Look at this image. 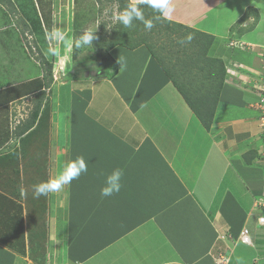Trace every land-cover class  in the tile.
Instances as JSON below:
<instances>
[{"label": "crops", "instance_id": "1", "mask_svg": "<svg viewBox=\"0 0 264 264\" xmlns=\"http://www.w3.org/2000/svg\"><path fill=\"white\" fill-rule=\"evenodd\" d=\"M171 3L178 21L212 35L206 57L226 70L208 130L139 46L106 52L112 76L95 78L82 99L71 92L67 110L52 99L21 134L32 117L11 124L10 114L35 99L42 75L0 62V264H264V229L255 221L260 129L248 107L257 94L238 83L248 71L253 89L264 73V0ZM101 86L111 88L119 114L89 108ZM40 130L43 137H33ZM249 150L256 155L246 159ZM78 156L86 174L33 199V185ZM115 168L124 170L121 191L102 199L104 176ZM244 229L251 246L238 240Z\"/></svg>", "mask_w": 264, "mask_h": 264}, {"label": "rangeland", "instance_id": "2", "mask_svg": "<svg viewBox=\"0 0 264 264\" xmlns=\"http://www.w3.org/2000/svg\"><path fill=\"white\" fill-rule=\"evenodd\" d=\"M9 1L13 8L9 4L6 5L0 1V38H2L0 40V62L5 63L9 69H25L29 71L26 76L32 75L34 71H37L34 72L37 77L44 75L42 82L40 81L44 89L41 99L38 97L36 99L37 101L32 99L26 106H14V110L9 117L11 124H15L16 121L17 123L20 122L19 117H22L24 114L30 119L39 102L42 103L41 107L46 105V107L49 106V109L50 101L54 98L57 100L58 98L61 99V108L67 110L69 104L68 101L65 100L71 96V92L77 99H82V96L85 95V90L88 88L90 89L91 84L89 83L94 81L95 78L102 79L115 72L114 64L111 61L112 58L107 55L101 44H99L97 49H94L92 46V48L85 47L79 50L73 48L69 50L66 44H57L54 41L49 42L46 36L47 33L51 31L61 30L67 34V39L69 41H72L74 38L86 32H93L97 38L98 35H96L95 32H98L101 24L104 23L105 27L103 30L100 29L101 34L99 36L101 38L104 36H106V38H111L113 36V28L117 23L116 16L118 13L116 10L119 6L117 0ZM128 1L135 4L146 2V0ZM171 6L173 8L172 15L169 17L160 16L159 19H156L158 13L148 7L149 9L146 12L144 11V13H146L144 16L145 19H147V16L155 14L153 20L154 27L151 30H146L141 21H134L133 27L127 29L128 31L126 32L125 38L127 43L131 45L143 41L152 45L155 55L161 60L162 66L167 69L171 77V83L175 89L176 86L180 87L188 98L190 97L193 102L201 104L202 111H206L207 114L212 110L214 112L216 106L214 102L218 91L217 89L219 88V80L217 78H220V76L218 75L219 77L213 80L208 78L214 66L213 63L206 60L210 59L207 58L206 55L207 49L212 41V35H204L199 30L178 21L182 19V14L180 15L181 12L178 9L176 11L173 3H171ZM34 13L38 16L43 34H37L36 28L38 21L36 20V26L32 28L35 33L33 32V34L29 35L26 33L25 36L21 35L23 26L20 25V21L26 19V21L29 22V18H32ZM189 33L193 34V40L190 43H179V41L183 40ZM96 42H98V40L94 39V43ZM37 47L43 52L46 62L51 65V76L46 73L48 64L42 65L39 60H37L39 54V52H37ZM50 47H57L60 50V54L57 56L50 55L48 52ZM116 49L121 50L118 47H116ZM219 65L221 66V64ZM223 70L224 74H226V70ZM246 73L248 74V71L243 72L241 75L239 74L238 83L242 84V88L249 89L250 93H253V96L257 94L255 103L252 105L248 104V107L257 113L258 118L256 117V122L260 125L261 112L259 113L257 108L259 107L260 95L263 93L261 89L263 86L262 84H264V73L260 74V78L257 81L258 84L256 83V87L253 89L249 87L251 86V78L249 82L245 81ZM23 76L25 75H20L19 78L22 79L24 78ZM252 85L254 86V84ZM88 91L86 92L87 94ZM91 97L92 100L96 102L90 105L89 108L96 115L100 109H109L110 112L119 114L118 104L113 101L111 88L109 86L96 87L95 93ZM203 101H206V104H204ZM41 107H39V110H41ZM57 108L60 107L57 106ZM163 124L165 127H168L170 121H165ZM25 125L26 124L21 125L19 128L23 129ZM158 125L159 123L155 122L154 126ZM174 125H176L175 122H173L170 127ZM259 125L260 139L262 141V131ZM33 137L37 139L42 138V131L40 130V133H37V135ZM39 143L42 144L39 145V148H41L44 143H42L41 140H39ZM60 143L61 142H59L58 145ZM254 149L257 155H259V158V148ZM256 153L249 150V156L247 154L245 158L251 159ZM168 154L169 153L166 155ZM262 184L263 186L260 190L259 197L255 199L256 203L263 202V181Z\"/></svg>", "mask_w": 264, "mask_h": 264}, {"label": "clouds", "instance_id": "3", "mask_svg": "<svg viewBox=\"0 0 264 264\" xmlns=\"http://www.w3.org/2000/svg\"><path fill=\"white\" fill-rule=\"evenodd\" d=\"M146 3L151 9H153L156 13H158L156 19H159L160 16L169 17L172 15L173 8L171 6V0H146ZM116 19L125 28H132L134 21H141L144 24L146 30H151L154 27L153 20L145 19L142 9L136 5H131L127 7L124 11H122L116 16ZM46 38L49 42L54 41L57 44L60 43L66 44L69 50L73 48L77 50L85 47L92 48V42L94 39H96L93 32H86L83 35L74 38L72 41H69L67 39V34L61 30H54L47 33ZM193 38H194L193 34L189 33L183 40L179 41V43L181 44L190 43L193 40ZM48 52L50 55L53 56H57L60 54V50L57 47H50L48 49ZM119 63L122 67V61H119ZM87 172H88L87 162L85 161L83 156H78L75 160L65 165L63 170L55 178L49 181H45L33 185L31 188L32 197L33 199H39L42 196H47L50 192H60L66 185L71 184L72 181L74 180H78L82 174H86ZM123 177H124V170L122 168H115L110 173L106 174L104 176L103 184L99 189L100 197L103 199L118 194L123 186L122 185ZM27 194H28L27 190L21 189V196H27ZM255 208L261 211V209L258 206H255ZM260 214L261 212L258 213L256 219ZM257 226L262 227L259 224H257ZM262 228L264 229V227ZM239 237L238 240L240 241ZM248 237L250 243L249 244L243 243V244L251 246L252 240L249 236V233H248ZM223 262L221 264H223Z\"/></svg>", "mask_w": 264, "mask_h": 264}, {"label": "trees", "instance_id": "4", "mask_svg": "<svg viewBox=\"0 0 264 264\" xmlns=\"http://www.w3.org/2000/svg\"><path fill=\"white\" fill-rule=\"evenodd\" d=\"M0 1L2 3H5L6 5L9 4L12 7V4H10V1L9 0H0ZM117 1H118L119 6L117 7V10L116 11H117L118 14L121 13L122 11H124L127 7H129L131 5H136V6L140 7L142 9L143 13H144V11L146 12L149 9L148 8L149 6L147 5L146 2L139 3V4H135V3H130L128 0H117ZM145 14L146 13H144V15ZM154 18H155V14L154 15L147 16V19L154 20ZM36 20L38 21V16H37L36 13H34V16L32 18H29V22L26 21V19H23L22 21H20V25L23 26V31H22L21 35L25 36L26 33H27V35L33 34L34 31H33L32 28H34V26H36L35 25ZM104 27H105V25L103 23V24H101L100 29L103 30ZM36 29H37V31H36L37 34H39V35H42L43 34V32L41 31L42 30V27H41L39 21L37 22V28ZM100 29H99L98 32H95V34L98 35L97 38H96V40H98V42L94 43V40H93L92 46L94 47V49H97L99 47V44H101L104 47V49H105L106 52H108L109 50H111L112 48H115V47H125V48H128V49H136L137 47L143 45V46L146 47V49L148 50V52L150 53V55L154 58V60L158 63V65L160 66V68L162 69V71L165 73V75L171 81V77L168 74L167 69H165L162 66L161 60L158 59V57L155 55V52H154V49H153L152 45H149L148 43L143 42V41L142 42H137V43H134V44H131V45H129L127 43V40H126L125 37H126V32L128 31L127 29H129V28H125L123 25H121L117 21V23L115 24V27L113 28V36L111 38H106V36H104V37L101 38L99 36L101 34ZM15 31H17V30H15ZM37 52H39L37 60H39V62L42 65L48 64L46 62V59H44L43 52L38 47H37ZM41 52H42V54H41ZM206 60L208 62H211V63L214 64L213 68L211 69L212 72L210 73V75H209L208 78H210V80H213L214 78H217V77L220 76V78H217L219 80V88L217 89L218 91H217V95H216L215 102H214V104H215L216 103L217 96H218L219 91H220V88H221V86L223 84L224 70H223L222 64L218 60H214V59H206ZM219 64H221V66ZM7 68L9 69L8 66H7ZM45 68H47V67H45ZM50 69H51V65L48 64V68H47L46 73L49 74V75L51 74L50 73ZM114 71L116 72V67L115 66H114ZM112 75H113V73H111L110 75H107V76L109 77V76H112ZM43 78H44V75H42V79ZM34 82L35 81H32L29 84V86L32 85V83H34ZM38 83L39 84H38L37 92L35 93V99L34 100H36L37 97L39 99H41V97L43 96V92H44L43 90H40L42 88L41 82L38 81ZM33 85H35V83ZM33 85H32V87H33ZM176 89L180 93V95H182V98L184 99V101L186 102V104L190 108V110L199 119V121L202 124V126L206 130H208L209 127H210V124H211L213 110L210 111V112H208V114H207L206 111H202L203 110V109H201V106L202 105L201 104H198L197 102H193V100L190 97L188 98L186 96V94L183 92V90L180 87L176 86ZM203 103L206 104V101H203ZM41 104H42L41 102L38 103L37 107L33 111L32 119L31 120H28L26 122L27 124L24 126L23 129H20V133L21 134H23L25 132H28L33 127V125H34V123L36 121V117H37V115L39 113V107H41ZM259 212H261V211L259 210Z\"/></svg>", "mask_w": 264, "mask_h": 264}, {"label": "built area", "instance_id": "5", "mask_svg": "<svg viewBox=\"0 0 264 264\" xmlns=\"http://www.w3.org/2000/svg\"><path fill=\"white\" fill-rule=\"evenodd\" d=\"M262 89L263 90V93L260 98V101H259V107L257 108L259 113L261 112V115H260V128H261V131H262V141H261V146H260V157H259V160H260V163H261V168H262V179H263V182H264V84H262ZM264 194V192H263ZM256 205L261 209V214L257 217L256 221H257V224H259L260 226L264 227V197H263V202H258L256 203ZM240 241L242 243H246V244H249L250 243V240H249V237H248V232L247 230H243L240 234ZM223 261H226L224 258H221L220 260H218V262L222 263Z\"/></svg>", "mask_w": 264, "mask_h": 264}]
</instances>
